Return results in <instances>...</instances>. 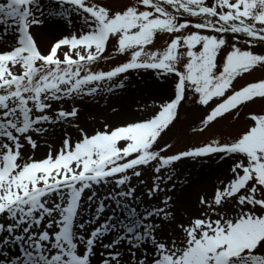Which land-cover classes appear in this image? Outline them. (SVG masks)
I'll return each mask as SVG.
<instances>
[{
  "label": "snow or ice",
  "instance_id": "6c2138e0",
  "mask_svg": "<svg viewBox=\"0 0 264 264\" xmlns=\"http://www.w3.org/2000/svg\"><path fill=\"white\" fill-rule=\"evenodd\" d=\"M57 3L60 11L50 14L68 23L75 14L79 27L41 49L31 31L43 24L40 0L0 2V245H19V254L3 253L0 264H92L97 244L99 264H264V114H252L251 126L230 140L171 154H165L171 144L159 146L188 101L207 108L203 132L225 114L264 100V79L233 89L241 74L264 66V0H132L119 9L103 0ZM158 34L168 41L152 50ZM110 43L125 61L91 70L109 59ZM142 69L170 85L157 111L92 134L78 128L75 139L65 133L58 148L48 145L42 158L34 156L33 134L78 115L76 106H58L49 115L54 103L98 94L101 82L114 78L107 90L122 88L130 71ZM26 146L33 155H24ZM213 155L232 160L231 175L199 198L196 212L178 219L167 196L162 207L133 206L140 197L131 181L143 168L157 174L151 199L161 191L163 169ZM105 201L114 207L101 222L110 206ZM107 235L113 238L102 243ZM123 243L128 261L118 250Z\"/></svg>",
  "mask_w": 264,
  "mask_h": 264
},
{
  "label": "rangeland",
  "instance_id": "374dc122",
  "mask_svg": "<svg viewBox=\"0 0 264 264\" xmlns=\"http://www.w3.org/2000/svg\"><path fill=\"white\" fill-rule=\"evenodd\" d=\"M5 1L6 0H0V2ZM103 2L110 5L114 9H119L126 4H130L132 0H103ZM40 5L42 8L45 5H58V8H60V4L57 3V0H40ZM65 7H67V5H65ZM43 16L44 14L41 15L40 18L42 19ZM63 21L67 28L66 33L64 32L63 35H68L69 33L75 32L80 23L75 14H72L71 23H68L65 18H63ZM38 27L39 26H34L31 29L37 40L39 38ZM59 36L61 37L62 34ZM244 39L245 38L243 35H241L238 46L242 49H244L246 46ZM167 41V34H158L155 38L154 44L151 46V49L162 50L166 46ZM232 42L233 41L231 37H229V44ZM261 50L262 48L259 45L254 48V51L256 52H261ZM225 51H227V49ZM224 54L225 53L222 52L220 53V56L223 57ZM105 56H108L109 59L94 63L90 66L91 70H110L111 67L118 65L127 58L126 56L117 54L114 51L113 43L108 45ZM259 79H264V66H257L250 72L241 74L234 80L233 89L238 90L247 83L255 82ZM115 82H117L115 78L113 82H101L102 90L93 96H86L83 100H65L61 101L59 105L54 103L52 106V111H50L48 114L52 115L58 106L65 110H70L72 106H76L78 108V115L75 117H70L61 123L76 129V135L78 136V128L84 129L89 134H92L94 131L103 130L105 124L110 126L120 125L125 120H115L113 119V114H115L121 108L120 104L123 102L125 104L127 103L132 110L139 114V118H137L138 120L145 118L157 111L159 103L167 97L166 96L164 98V96H158L149 91V85L161 82L158 81L149 70H133L127 74V80L125 81L124 86H128L130 88L129 90L132 92L129 99L125 96V98L122 99L123 95L119 96V92L116 91L118 88H113L111 91L107 90L108 85ZM168 87L170 89L169 84ZM206 111L207 108L205 106H199L192 101H188L183 104L179 110V118L175 121L174 125L170 126V128L166 130V133L163 134L162 139L159 141L160 147H162L165 143L172 145L170 152H166L165 154L175 153L179 150H184L192 146H199L210 141L211 139L230 140L237 137L253 123L250 120V116L252 114H264V100L255 99L254 102L246 103L239 108L238 115L235 112L231 114H225L222 119H218L211 125L210 128L201 132L199 131V128L201 127L200 121L205 115ZM50 125L51 124H45L43 127L49 128ZM193 129H197V131L194 133ZM33 139L37 140L36 134H33ZM26 148L31 150L28 146H26ZM46 153L47 151H43L41 154L35 157L42 158ZM29 155L31 154H25V156ZM220 160L221 159L218 155L201 158H182L169 168L163 169L159 174L161 179L158 182L161 191L154 193L151 199H149L146 195L149 205L154 207H159L160 205L162 206V201L166 196L171 197V201L169 202L168 206L175 204V200L177 199L178 195L180 193L182 194L183 192L181 190L184 187L183 179L185 176L188 177L187 181L189 182L190 180L191 182L203 174L210 172L213 174L210 169L213 168L212 166L215 165L214 163L218 164ZM231 164L232 160L228 162L229 173H227L225 176L218 174L215 176L217 179L212 184L210 190L202 192L198 191V193L195 195V207L193 210H188L187 208L185 209L180 206V216L196 212V210L200 207L198 201L201 196L210 197L214 191V187L221 186L222 181L225 183L227 182V179L231 175ZM216 166L217 165H215V167ZM180 173H182V175H180ZM156 175L157 174L153 172L152 168L145 167L142 170V176L139 179L133 178L131 183L136 187L137 191H143L145 194V191L148 192L153 184L156 183ZM168 177H171V179ZM139 180H143L144 183L140 184ZM96 262L99 263V259H97Z\"/></svg>",
  "mask_w": 264,
  "mask_h": 264
},
{
  "label": "bare ground",
  "instance_id": "6f19581e",
  "mask_svg": "<svg viewBox=\"0 0 264 264\" xmlns=\"http://www.w3.org/2000/svg\"><path fill=\"white\" fill-rule=\"evenodd\" d=\"M58 7H59L58 5L56 6L55 5H51V6L45 5L42 8V11L44 14L42 18L43 24L39 25L38 27L39 28L38 43L42 49H47L51 43L55 42V40L58 39V37H60L59 35L61 34L63 35L64 32L66 33L67 31L63 18L50 14V13L59 11L60 8ZM2 28H3V25H0V29ZM11 41H12L11 36L6 38V42L10 43ZM129 89L130 88L125 85L122 88H118V90L116 91L119 92L118 93L119 96L123 95L122 99L125 97L129 99L132 94L131 90ZM148 89L153 94L158 95V96H164V98L169 94V91H170L168 84L163 83V82L149 85ZM120 105H121V108L115 114H113V117H114L113 119L120 120V121L125 120L123 122H132V121L137 120V118H139V114L136 111L132 110L127 103L125 104L123 102ZM46 129H47L46 134L44 135L36 134L38 147L34 151V156L41 154V152L43 151L48 152L49 150L48 145H50L53 149L58 148L60 146V142L63 136L65 135V133L68 136H71L72 139H75L77 137L76 129L68 127L66 124H62L61 122L51 124L50 127ZM28 153L33 155V152L31 150H28L25 147L24 155ZM229 161L230 159L225 158L223 160H220L218 164L214 163L217 166L215 167V165H213L212 166L213 168L210 169V171H212L214 175L211 174V172L206 173L200 176L199 178L192 180L191 182L189 180L190 183L187 181L188 177L184 175L185 176L183 179L184 187L181 190L183 191L182 194L180 193L178 195L177 199L175 200L176 202L175 204H171L168 206V208L173 210V212L175 213L178 219L180 217V206L185 209L187 208L188 210H193L195 207L194 205L195 195L198 193V191L202 192V191L210 190L212 184L217 179L215 177L217 174L221 176H225L227 173H229L228 171ZM180 175H182V173H180ZM111 187H114V186L110 185L108 188H105L102 186L101 188L98 189V193L104 194L107 191H109ZM136 195L140 197V200L138 203H135L133 206L136 207L138 211L141 210L142 206L145 208L154 207L152 205H149L148 200L146 198V195H147L146 191H145V194L143 193V191L141 192L137 191ZM105 203L109 204L110 206L106 208L104 213L101 215L100 217L101 222H103V220L111 213L112 207H114V205H111L110 202L108 201H105ZM162 206L160 205L159 207H162ZM117 215L123 218L125 214L123 211H121ZM3 222L7 223V221H3ZM3 235H7V233H4ZM112 238H113L112 235H107L104 237L102 243H108ZM118 250L121 251L123 260L128 261L129 259L128 245L126 243H123L120 245ZM95 251L97 254L93 256L92 264H97L98 262H96V260L97 259L100 260L99 253L103 252V248L100 246V244H97ZM141 251H143V249H141ZM5 252H7L9 256L17 255L19 254V245L15 243H10L7 247L0 245V260H3L6 258L3 255V253ZM137 255H139V252H137Z\"/></svg>",
  "mask_w": 264,
  "mask_h": 264
}]
</instances>
